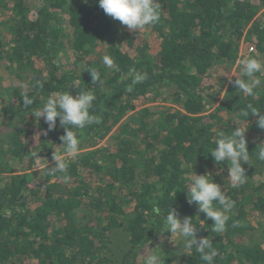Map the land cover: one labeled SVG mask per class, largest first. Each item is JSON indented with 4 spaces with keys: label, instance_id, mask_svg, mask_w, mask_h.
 <instances>
[{
    "label": "trees",
    "instance_id": "1",
    "mask_svg": "<svg viewBox=\"0 0 264 264\" xmlns=\"http://www.w3.org/2000/svg\"><path fill=\"white\" fill-rule=\"evenodd\" d=\"M158 2L161 19L140 42L138 32L105 15L98 0H0V28L7 33L0 65L14 81L7 103H0V264H139L144 245L154 250L170 234L151 212L154 203L162 215L169 206L181 219L194 218L197 238H209L218 252L212 264H264V233L248 219L264 215V161L257 159L264 130L258 117L248 123L239 114L248 103L264 111V86L248 97L232 83L223 92L225 80H217L241 43L252 48V58H264V0ZM60 11L71 30L64 57L63 28L55 19ZM97 44L103 48L94 52ZM104 55L114 68L103 65ZM130 69L147 79L127 91ZM86 70L98 71L102 83L94 85ZM36 80L43 89L32 87ZM22 82L29 87L21 89ZM68 90L73 96L93 91V112L102 122L80 131L79 155L66 158V172L52 175L45 165L63 151L64 129L58 120L43 135L47 124L23 107L21 93L27 91L31 108H38L51 93ZM162 102L171 105L148 111ZM236 124L249 127L242 186H233L219 169L226 162L217 166L207 153L218 131L230 134ZM185 165H194L197 175L211 173L236 202L223 233L213 232V222L188 203L192 177ZM40 167L44 177L35 183L33 171ZM255 177L261 182L254 186ZM174 248L161 253L165 264H206L194 249Z\"/></svg>",
    "mask_w": 264,
    "mask_h": 264
},
{
    "label": "clouds",
    "instance_id": "2",
    "mask_svg": "<svg viewBox=\"0 0 264 264\" xmlns=\"http://www.w3.org/2000/svg\"><path fill=\"white\" fill-rule=\"evenodd\" d=\"M98 6L105 15L119 21L129 31H138L139 35L159 23L162 14V5L158 0H98ZM101 59L106 68L112 69L115 67L111 56L104 55ZM237 64L239 65V70L235 74L231 72L236 79L232 80L231 76H229V82L232 83L237 92L248 97H255L256 90L264 86V80L261 79L264 77V58L245 56L239 58ZM86 71L90 73L94 85L102 83L98 71ZM129 75L132 80L127 91H132L135 85L147 79L146 73H138L135 69H130ZM19 87L27 89L29 85L22 82ZM32 87L43 89L44 83L41 80H36ZM21 97L23 107L31 109V114L36 121L39 122L43 118L47 124V130L43 132V135L55 130L59 120V126L64 129L65 133L59 138L62 142L60 149L63 151L60 154L54 152L53 160L55 166L51 169L47 168V170L52 175L66 172L69 167V159L66 158L74 159L81 151L80 131L94 124L99 125L102 122L101 116L93 112L94 102L97 99L95 93L91 90H79L78 95L73 96L69 90L53 92L47 97L43 105L38 108H31L34 104V98L30 97L27 91H22ZM239 114L248 123L249 117H258L257 127L264 130V111L257 109L252 103H248L245 109L240 110ZM237 126L236 130H231L230 134L219 130L215 138V147L207 153H210L213 162L217 166H220L221 162H226L228 165V179L233 186H242L248 179L243 165H249L250 161V152L248 151L245 138V133L249 127ZM38 154L33 152L31 155L40 159ZM257 159L264 161V146L259 148ZM185 166L190 169L192 177L187 191H185L188 203L190 205L195 204L198 213H203L207 220L213 222L211 225L213 232L217 234L223 233L226 230L230 214L236 207V202L225 195V192L221 190V186L213 181L211 173L197 175L193 171L194 165ZM62 179L67 183L70 177L65 175ZM217 204L219 207L215 206ZM165 211L166 215H162L161 208L156 203L151 209L155 217L163 219L165 228L163 233H170L171 238L174 235L179 237L183 248L189 251L194 249L196 253L200 254V258L206 264H212L218 252L209 238H197L199 227L194 222V218L184 217L181 219L177 210L169 206ZM199 221L204 225L205 221L200 219ZM153 224L155 223L151 225ZM142 249L144 250L143 252L141 251ZM141 250L139 256L143 258V264H165V259L161 255L163 251H161L160 247L152 250L146 244Z\"/></svg>",
    "mask_w": 264,
    "mask_h": 264
},
{
    "label": "rangeland",
    "instance_id": "3",
    "mask_svg": "<svg viewBox=\"0 0 264 264\" xmlns=\"http://www.w3.org/2000/svg\"><path fill=\"white\" fill-rule=\"evenodd\" d=\"M264 15V14H263ZM64 11H60V12H57L55 14V19L57 21V24L63 28L61 29L62 30V34H63V37H62V44H60V55L62 57L64 56H68V47L70 46L71 44V37H70V34H71V30L66 26V22L64 20ZM262 22H264V16L262 18ZM138 32V31H136ZM139 35V32L138 34ZM5 36H7V33H6V30L1 27L0 28V41L2 40V42H4L5 40ZM147 36H149L148 38H146ZM140 42H141V39L142 37L144 39H149L150 38V34L148 33V31L146 30L145 32H142L140 35ZM115 40H118L117 37L115 36V38H113L110 43H112L113 41ZM101 48H103L102 45H95L94 47H92V50L94 52L96 51H100ZM254 54V51L251 50L250 46L247 45V44H243L241 43V46H240V49L239 51L236 53L235 55V60L232 61V62H228L224 65H222V67H220V72L219 74L217 75V80L218 79H223L225 80V84L222 88V91L224 92L230 82H229V76H231V79L232 80H235V76L231 74V72H233V74H235L237 71H238V67L239 65L237 64V60L239 58H243L245 56H248V57H251L252 55ZM5 63H2L0 65V103L2 105H4L5 103H7V99H8V94H6L5 92L9 93L10 91H12L13 87H14V81H13V75L10 71V69H7V67H5ZM226 73V74H225ZM225 74V75H224ZM220 82V81H218ZM171 102H162V103H155V104H152V105H149L148 106V111H156L158 112L159 110L162 111L164 110L165 108H167L168 106H170ZM209 108V107H208ZM138 113L141 114L143 113L141 109L138 110ZM104 144H106L105 140L101 141V146H103ZM42 166V165H41ZM46 167H54L55 166V162L54 160H48V163L45 165ZM42 167L40 168H37L36 170L34 169L33 173L35 174V178H34V175H33V180L34 182L36 183V181H40L44 175L42 174ZM227 168L228 166L226 164L220 166L219 169H221L222 171H227ZM255 179V183H254V186L257 185L258 183L261 182L260 179H256V177L254 178ZM33 182V183H34ZM52 182V180H51ZM33 183L30 182L28 184V187L29 188H32L33 187ZM30 202V200L28 201V203ZM249 221H251V225L254 227V229H258L259 231H262L264 233V215H261L259 217L257 216H252V217H248ZM241 242H244V239L241 241ZM157 246L160 247L161 251H165L167 248H174L176 246V248L174 249H183V246H182V243L180 241V238L177 237V236H172L171 238V234L167 235L166 237H164V239L162 241H160L159 243H157ZM187 249H183L184 252H186ZM188 251V250H187ZM143 263V258H141L139 260V264L140 263ZM235 264H238V263H235Z\"/></svg>",
    "mask_w": 264,
    "mask_h": 264
},
{
    "label": "built area",
    "instance_id": "4",
    "mask_svg": "<svg viewBox=\"0 0 264 264\" xmlns=\"http://www.w3.org/2000/svg\"><path fill=\"white\" fill-rule=\"evenodd\" d=\"M251 50H252V48H251Z\"/></svg>",
    "mask_w": 264,
    "mask_h": 264
}]
</instances>
